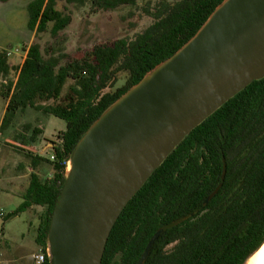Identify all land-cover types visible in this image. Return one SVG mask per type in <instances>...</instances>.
<instances>
[{
    "label": "trees",
    "instance_id": "1",
    "mask_svg": "<svg viewBox=\"0 0 264 264\" xmlns=\"http://www.w3.org/2000/svg\"><path fill=\"white\" fill-rule=\"evenodd\" d=\"M7 1V0H3ZM85 5L88 0H65ZM92 10H114L138 0H90ZM223 0H160L145 7L154 21L134 37L96 44L82 57H71L59 39L72 22L58 0H31L28 27L41 33L50 22L56 41L45 48L33 42L18 69L0 49V94L7 99L5 123L23 107H34L66 120L54 143L51 178L31 174L23 202L4 219L33 205L45 207L36 242L47 252L52 214L67 161L77 142L103 111L157 64L183 46ZM151 4V0H148ZM126 71V83L105 91ZM69 78L74 83L63 94ZM145 264H244L264 242V78L255 80L191 131L119 216L102 264H136L152 236ZM43 264H50L47 256Z\"/></svg>",
    "mask_w": 264,
    "mask_h": 264
},
{
    "label": "water",
    "instance_id": "2",
    "mask_svg": "<svg viewBox=\"0 0 264 264\" xmlns=\"http://www.w3.org/2000/svg\"><path fill=\"white\" fill-rule=\"evenodd\" d=\"M262 78L264 0H223L77 142L52 214L50 264H102L119 216L153 173L193 129ZM185 218L158 229L136 264H145L160 234Z\"/></svg>",
    "mask_w": 264,
    "mask_h": 264
},
{
    "label": "rangeland",
    "instance_id": "3",
    "mask_svg": "<svg viewBox=\"0 0 264 264\" xmlns=\"http://www.w3.org/2000/svg\"><path fill=\"white\" fill-rule=\"evenodd\" d=\"M159 1L151 0V4H149L148 0H138L136 5H122L114 10H92L90 0L85 5L69 4L65 0H58L56 7L66 13H71L73 17L71 24L60 33L61 45L66 48L71 57H82L86 52L92 50L96 44H110L125 36L132 38L137 33L145 30L154 21L153 17L145 11V7L152 8ZM1 17L5 19V22L0 23V46L7 53L12 52L10 55L8 54V57H14L15 53L23 55L35 41L40 42L43 48L56 41L51 35L53 22L49 23L46 31L41 33L34 31V35L32 34L27 26L30 14L26 0L0 2ZM9 17L14 18V24L8 21ZM16 75L17 71L12 70L8 79L14 80ZM127 77L126 71H120L116 86L123 85ZM5 80L7 79L0 77V90ZM73 83L74 80L69 78L64 86L63 94L67 93L69 86ZM114 85L108 87L105 91H113L116 87ZM6 103L7 99L0 94V123ZM38 115L41 116L40 112L29 109L26 116L20 112L17 120L22 118L34 120ZM50 117H42L41 120L46 126V136L53 138V134L67 128V123L66 120L57 116L51 115ZM58 134L54 140L50 141V147L53 148L54 143H61ZM53 152L54 148L51 154L49 153L50 157ZM50 157L48 158L51 159ZM46 166L51 167L54 173L51 162L46 161ZM48 178H43V180ZM3 202L5 200L0 197V211H4L7 215L12 212L11 209H14L15 205L6 207ZM44 211L45 207L42 206L28 215L20 213L8 218L5 228L2 224L0 230V264H37L33 255L42 249L36 242V235L38 223Z\"/></svg>",
    "mask_w": 264,
    "mask_h": 264
},
{
    "label": "crops",
    "instance_id": "4",
    "mask_svg": "<svg viewBox=\"0 0 264 264\" xmlns=\"http://www.w3.org/2000/svg\"><path fill=\"white\" fill-rule=\"evenodd\" d=\"M30 1L26 0V3L29 5ZM0 2L7 1L0 0ZM8 21L14 24V18L9 17ZM4 22L5 19L1 17L0 23ZM34 31H32L33 35ZM29 47L23 55L15 53L14 57H9V62L15 67L14 70L17 71L14 81L17 80L18 76L17 67H20L24 62ZM0 49H2L1 46ZM29 109L40 112L41 116H36L34 120L25 118L17 120L20 112L26 116ZM4 114L0 123V197L5 200L3 204L6 207L15 205V208L11 209L13 211L23 202L24 195L31 183L32 173H36L42 180L43 178H51L53 176L51 167L46 166V161L40 157H50L49 153L51 154L53 148L50 147L49 143L52 139L54 140L56 138L59 132L64 131V129L53 134V138H48L46 136V126L41 118H51L50 116L52 114L34 107L20 108L7 123L4 121ZM39 207L42 206L33 205L22 213L28 215ZM1 216L0 218L4 219ZM2 224L5 228V219ZM39 224L40 222L38 223V227Z\"/></svg>",
    "mask_w": 264,
    "mask_h": 264
},
{
    "label": "bare ground",
    "instance_id": "5",
    "mask_svg": "<svg viewBox=\"0 0 264 264\" xmlns=\"http://www.w3.org/2000/svg\"><path fill=\"white\" fill-rule=\"evenodd\" d=\"M246 264H264V243L262 246L248 259Z\"/></svg>",
    "mask_w": 264,
    "mask_h": 264
},
{
    "label": "built area",
    "instance_id": "6",
    "mask_svg": "<svg viewBox=\"0 0 264 264\" xmlns=\"http://www.w3.org/2000/svg\"><path fill=\"white\" fill-rule=\"evenodd\" d=\"M12 52L9 51L7 54H11ZM55 158V152L51 155V159L53 160ZM0 214L3 216L5 215L4 211H0ZM47 253L44 249H40L35 255H33L34 260L36 261L37 264H43V262L47 258Z\"/></svg>",
    "mask_w": 264,
    "mask_h": 264
}]
</instances>
